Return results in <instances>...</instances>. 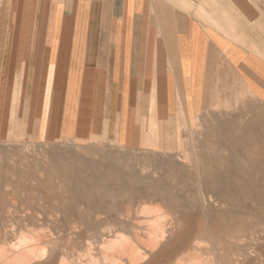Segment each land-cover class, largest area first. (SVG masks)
Instances as JSON below:
<instances>
[{
    "label": "rangeland",
    "instance_id": "rangeland-1",
    "mask_svg": "<svg viewBox=\"0 0 264 264\" xmlns=\"http://www.w3.org/2000/svg\"><path fill=\"white\" fill-rule=\"evenodd\" d=\"M141 134L47 138L0 121V264H129L134 248L140 264H264V100Z\"/></svg>",
    "mask_w": 264,
    "mask_h": 264
},
{
    "label": "crops",
    "instance_id": "crops-1",
    "mask_svg": "<svg viewBox=\"0 0 264 264\" xmlns=\"http://www.w3.org/2000/svg\"><path fill=\"white\" fill-rule=\"evenodd\" d=\"M264 100V0H0V121L115 138Z\"/></svg>",
    "mask_w": 264,
    "mask_h": 264
},
{
    "label": "bare ground",
    "instance_id": "bare-ground-1",
    "mask_svg": "<svg viewBox=\"0 0 264 264\" xmlns=\"http://www.w3.org/2000/svg\"><path fill=\"white\" fill-rule=\"evenodd\" d=\"M259 125V124H258ZM191 134V133H190ZM192 135V134H191ZM248 135V134H247ZM247 135H245V136H247ZM259 136V135H258ZM193 137V136H192ZM248 137V136H247ZM254 137V136H253ZM261 137V136H260ZM259 137V138H260ZM249 139V138H248ZM250 139H251V137H250ZM192 140H193V138H192ZM191 140V141H192ZM241 140V139H240ZM246 140V139H245ZM253 140V139H252ZM254 140H255V138H254ZM257 140H259V139H257ZM190 141V142H191ZM243 141V140H242ZM241 142V141H240ZM192 144V143H191ZM194 147V146H193ZM194 149V148H193ZM264 150V149H263ZM195 151V150H194ZM191 152V151H190ZM257 153H259V152H257ZM261 153H262V151H261ZM192 155V154H191ZM194 155V157H192V158H196V156H195V154H193ZM262 155V154H261ZM237 160V159H236ZM196 161V160H195ZM197 162H199V161H197ZM252 162V161H251ZM258 164V163H257ZM260 164V163H259ZM228 165H230V164H228ZM231 165H233V164H231ZM214 166V165H213ZM255 166V165H254ZM200 167V166H199ZM228 167H230V166H227V168ZM234 167V166H233ZM239 168V167H238ZM253 168V167H252ZM258 168V167H257ZM251 169V168H250ZM254 169H255V167H254ZM224 170V169H223ZM253 170V169H252ZM258 170V169H257ZM227 171V170H226ZM239 171V170H238ZM250 171V170H249ZM255 171V170H254ZM224 172V171H223ZM244 172H246V171H241L240 173H244ZM228 173H230V172H228ZM200 174V173H199ZM246 174H247V172H246ZM251 174H253V173H251ZM198 175V174H197ZM245 175V174H244ZM261 175V174H260ZM229 176H230V174H229ZM232 176V175H231ZM230 176V177H231ZM234 176V175H233ZM232 176V177H233ZM236 176H237V174H236ZM241 176H243V175H241ZM264 176V175H263ZM238 177V176H237ZM228 178V177H227ZM243 178H244V176H243ZM248 178V177H247ZM230 179V178H229ZM242 179V178H241ZM231 180V179H230ZM235 180H237L236 178H235ZM239 180H240V178H239ZM244 180V182H245V179H243ZM248 180V179H247ZM232 181V180H231ZM238 181V180H237ZM242 181V180H241ZM240 181V182H241ZM239 182V181H238ZM238 182H236L235 183V186H236V184L238 183ZM199 183V182H198ZM210 183H211V181H210ZM247 183V182H246ZM252 183V182H251ZM240 185L242 184V183H239ZM253 184V183H252ZM200 185V184H199ZM227 185H229L230 186V182H229V184H227ZM232 185V184H231ZM247 185V184H246ZM233 186V188H235V186L234 185H232ZM232 186H231V188H232ZM257 186H258V184H257ZM228 187V186H227ZM237 187V186H236ZM242 187V186H241ZM260 187V186H259ZM262 187V186H261ZM238 188V187H237ZM247 188V187H246ZM200 190L201 191H203L201 188H200ZM246 190V189H245ZM248 190V189H247ZM225 191V190H224ZM230 191V190H229ZM228 192V191H227ZM231 192V191H230ZM243 192H244V190H243ZM249 192V191H248ZM260 192V191H259ZM235 193H236V191H235ZM241 193V192H240ZM201 194H203V193H201ZM215 194V193H214ZM214 194H211V195H214ZM221 194V193H220ZM210 195V196H211ZM223 195V194H222ZM226 195V194H225ZM242 195V194H241ZM261 195V194H260ZM204 196V195H203ZM209 196V195H208ZM230 196H231V194H230ZM230 196H227V197H229V200H231L230 199ZM234 196V195H233ZM224 197V196H223ZM255 197V196H254ZM209 198V197H208ZM212 198V197H211ZM221 198H222V196H221ZM258 198V197H257ZM227 199V198H226ZM201 200H202V198H201ZM214 200V199H213ZM203 202H202V204H203V206L205 205V203H206V200H205V202H204V198H203V200H202ZM215 201H217V200H215ZM222 201H225V200H222ZM227 201V200H226ZM232 201V200H231ZM253 201V200H252ZM261 201V200H260ZM216 202H214V204H215ZM222 203H225V202H222ZM213 204V205H214ZM217 204V203H216ZM213 205H211L212 207H214ZM203 206L201 207V208H203ZM218 206V205H217ZM220 206V205H219ZM222 206V205H221ZM224 206V205H223ZM227 207V206H226ZM232 207V206H231ZM231 207H229V208H231ZM200 208V209H201ZM204 208H206V206H204ZM203 208V209H204ZM218 208V207H217ZM224 208H225V206H224ZM208 209V208H207ZM206 209V210H207ZM214 209V208H213ZM205 211V210H204ZM208 211V210H207ZM227 211H228V209H227ZM221 212H223V209H222V211ZM230 212V211H229ZM224 213H225V209H224ZM206 214V213H205ZM220 214V213H219ZM223 215V214H222ZM225 215V214H224ZM208 216V215H207ZM228 216V215H227ZM210 217V216H209ZM222 217V216H221ZM207 219V218H206ZM222 221H225L224 219L222 220ZM226 223V222H225ZM215 231V230H214ZM74 232V231H73ZM211 232V231H210ZM215 233V232H214ZM43 235H46V234H43ZM215 235V234H214ZM42 237H45L46 238V236H42ZM51 237H52V235H51ZM211 237V236H210ZM37 238H39V237H37ZM51 239V238H50ZM58 239V238H57ZM139 239V238H138ZM151 239V238H150ZM153 239V238H152ZM49 240V239H48ZM27 241V240H26ZM31 241V240H30ZM29 241V242H30ZM138 241V240H137ZM150 242H151V240H149ZM148 241V242H149ZM22 242V241H21ZM28 242V241H27ZM32 242V241H31ZM40 242V241H39ZM139 242V241H138ZM157 242V241H156ZM24 243H25V239H24ZM147 243V242H146ZM141 244H143V242L141 243ZM145 244V243H144ZM148 244V243H147ZM159 244V243H158ZM188 244V243H187ZM13 245V244H12ZM15 246V245H14ZM34 246V245H33ZM36 246H37V244H36ZM41 246V245H40ZM90 246V245H89ZM88 246V247H89ZM129 246H131V244H129L128 246H127V248L126 249H130V247ZM132 246H133V244H132ZM145 246V245H144ZM155 246H157V244H153L152 242L151 243H149L148 245H147V247H148V249H150V251H153L154 249H156L155 248ZM164 246V245H163ZM11 247V246H10ZM123 247V248H124ZM14 248V247H13ZM123 248H121V251L123 250ZM138 248V247H137ZM89 249V248H88ZM129 249L128 250H126V251H129ZM20 251V250H19ZM90 251V250H89ZM124 252H125V249L123 250ZM140 251H142V250H140ZM214 251V250H213ZM21 252V251H20ZM119 252H120V250H119ZM124 252H121V254L120 255H122V253L123 254H125ZM31 254L33 253V252H30ZM118 253V252H117ZM21 254V253H20ZM29 255V258H26V261H25V263H27V264H29V262H30V256H33V255ZM37 254H40L41 256L43 255V254H46L45 253V248H42L41 250H40V253H39V251H38V253ZM36 255V254H35ZM37 256V255H36ZM44 257H45V255H43ZM42 256V257H43ZM125 256H127L126 254H125ZM180 256V255H179ZM23 257V256H22ZM37 258V257H36ZM39 258V257H38ZM128 258V257H127ZM24 259V258H23ZM118 259V258H117ZM3 260V259H2ZM119 260V259H118ZM146 260V254L145 255H142L141 254V252H139L138 251V249L136 250L135 248L134 249H131L130 251H129V258H128V263L129 264H133V263H135V264H140V263H142L143 261H145ZM49 261V260H48ZM48 261H47V263H48ZM54 261V260H53ZM109 263H111V262H109ZM108 263V264H109ZM118 263V262H117ZM116 263V264H117ZM122 263V262H121ZM156 263V262H155ZM35 264V263H34ZM154 264V263H153Z\"/></svg>",
    "mask_w": 264,
    "mask_h": 264
}]
</instances>
